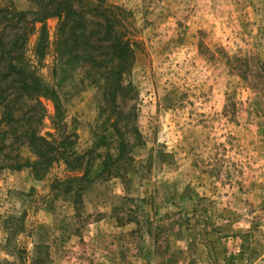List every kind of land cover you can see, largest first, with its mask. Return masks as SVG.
I'll use <instances>...</instances> for the list:
<instances>
[{
  "label": "rangeland",
  "instance_id": "rangeland-1",
  "mask_svg": "<svg viewBox=\"0 0 264 264\" xmlns=\"http://www.w3.org/2000/svg\"><path fill=\"white\" fill-rule=\"evenodd\" d=\"M0 73V264H264V0H0Z\"/></svg>",
  "mask_w": 264,
  "mask_h": 264
},
{
  "label": "trees",
  "instance_id": "trees-1",
  "mask_svg": "<svg viewBox=\"0 0 264 264\" xmlns=\"http://www.w3.org/2000/svg\"><path fill=\"white\" fill-rule=\"evenodd\" d=\"M16 17H23L25 16L24 14H18V15H15ZM41 21V20H39ZM105 37H110V35L108 33L105 34ZM118 42H120V40H118ZM121 45V44H119ZM117 45V48H118V51H115V53H113L111 55V58L115 59H118V64L115 66V69L113 71L114 74H116L119 69L121 68V66H123V64L125 63V55H123L122 53H125L124 51H121L122 49L120 48V46ZM10 53L8 54H4L5 55H9ZM109 57V56H108ZM100 63L99 61L95 60V56L89 54V64H91V68L92 66H97L99 65L100 66ZM10 66V67H9ZM8 66V69H11L12 71L16 72L17 73V68L16 66H13L12 64H10ZM114 67V65L112 66V68ZM111 73V72H110ZM113 73H111V75H113ZM1 74V73H0ZM14 75V74H13ZM4 79L1 80L2 83H5L6 82V79L7 77L5 75H3ZM13 83V82H12ZM8 82L5 83V86L8 87ZM16 84H19L16 83ZM21 86L24 84V82H20ZM25 89L26 91L28 90V87L29 85L28 84H25ZM23 87V86H22ZM19 91L16 92L17 95L18 93H23V90H21L22 88H18ZM101 89H103V92H104V97L105 98H108L109 96H112L113 98V101L116 102V98H117V94L122 92L123 91V88H119V85L115 86V84L113 83H110V84H106L104 87H102ZM127 90V89H125ZM12 91H16L14 88H12ZM126 92V91H125ZM11 93L8 92V94L5 96L4 99H0V106H2L3 110H4V113L2 114V117H3V121L2 123H5L6 125L8 124L9 126H13L14 124L16 123H20V122H23V120L26 118V116L30 115L32 111L31 107L30 106H26L27 110L25 109L24 111L21 112V117H25L24 119L20 120L21 117L19 118H13V116L11 115V113L13 112L12 109L15 110V105H18V104H22V99H12V97L10 96ZM44 98H47L48 96H43ZM19 101V103H17ZM6 102H7V105H10L11 103L13 104L11 107L9 106H6ZM38 103H41L40 102V98L38 99ZM117 103V102H116ZM114 104V108H112L111 112H117L119 110V106L117 104ZM57 110H58V107H57ZM116 121H114L112 118L110 119V122L108 121V126L109 128H113L114 126H116ZM28 133V137L30 136V144L31 146L33 145V147L35 148L36 150V153H37V157H38V161L37 162H34L33 164H31V167L33 169H36L38 168L40 165H43V164H48V162L50 161H55L57 159V156L55 154V151L52 149L53 148V145H51V143H49V141L45 138H41V137H37V135L35 133H33V130L30 131V132H27ZM52 146V147H51ZM119 150H118V153H119V156L117 154V158L114 159L115 161H113V158L110 159V163H112L110 167H114L118 164H126L128 161H132L131 158H130V151L128 150V148L126 146L123 145H119ZM89 155L91 156V152L89 153ZM41 160V162H40ZM18 166H21V164H17ZM107 168H108V163L106 164ZM92 167V163L90 162L89 160V170L90 168ZM105 171V169L103 171H101V174Z\"/></svg>",
  "mask_w": 264,
  "mask_h": 264
}]
</instances>
